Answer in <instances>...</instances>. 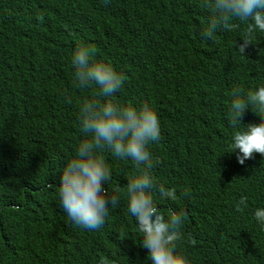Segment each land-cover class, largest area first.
<instances>
[{"label":"trees","instance_id":"obj_1","mask_svg":"<svg viewBox=\"0 0 264 264\" xmlns=\"http://www.w3.org/2000/svg\"><path fill=\"white\" fill-rule=\"evenodd\" d=\"M209 16L205 0H0V264H152L128 211L130 158L103 153L104 187L118 204L100 229L75 226L60 206L63 168L87 138L79 106L107 102L98 85L75 87L80 45L125 75L113 102L156 110L152 176L178 199L156 191L154 200L165 216L185 212L177 243L190 264H264L254 216L264 208V156L241 165L232 143L244 129L229 124L233 88L264 86V31L241 54L247 22L205 39ZM260 116L246 109L242 126Z\"/></svg>","mask_w":264,"mask_h":264},{"label":"clouds","instance_id":"obj_2","mask_svg":"<svg viewBox=\"0 0 264 264\" xmlns=\"http://www.w3.org/2000/svg\"><path fill=\"white\" fill-rule=\"evenodd\" d=\"M205 7L210 11L207 27L202 32L205 39H212L220 29L235 28L234 19L247 22L243 43L237 45L241 54L253 45L252 37L257 29L264 31V0H205ZM94 56L95 49L86 45L74 51L75 87L85 89L98 85L99 96L107 102L92 98L85 99L79 106L80 127L87 138L63 168L58 186L60 206L75 226L88 231L100 229L109 215V206L114 208L118 204V197L110 196L104 187L111 179V171L103 153L109 151L121 159L130 158L137 174L127 183L128 211L142 233L141 247L148 250L152 264H190L177 243L182 237L185 212L169 210L165 216L154 200L156 191L161 200L178 199L175 189L158 185L152 176L158 161L154 160L149 147L161 137L157 112L147 102L140 107L131 102H113L111 98L123 86L126 77L112 64L97 61ZM231 95L229 124L244 129L235 131L232 152L239 151L237 160L243 165L245 160L254 158V153L264 156V116H260L259 124H249L246 128L241 123L246 109L264 114V86L246 93L235 87ZM246 200L247 197H241L237 211L242 210L240 205L247 207ZM254 216L264 225V208L256 209ZM100 264L107 261L102 259Z\"/></svg>","mask_w":264,"mask_h":264}]
</instances>
